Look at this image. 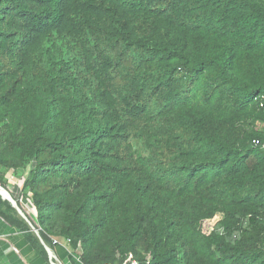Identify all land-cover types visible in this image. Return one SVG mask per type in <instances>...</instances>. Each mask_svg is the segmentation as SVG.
<instances>
[{"label":"trees","instance_id":"1","mask_svg":"<svg viewBox=\"0 0 264 264\" xmlns=\"http://www.w3.org/2000/svg\"><path fill=\"white\" fill-rule=\"evenodd\" d=\"M262 96L264 0H0V186L39 236L0 217L81 264H264Z\"/></svg>","mask_w":264,"mask_h":264},{"label":"crops","instance_id":"2","mask_svg":"<svg viewBox=\"0 0 264 264\" xmlns=\"http://www.w3.org/2000/svg\"><path fill=\"white\" fill-rule=\"evenodd\" d=\"M6 177L8 178V174ZM14 187L18 190L21 185L11 188ZM25 204L30 212V204ZM40 242L48 257H45L39 248L31 245L25 239L24 233L0 217V264H81L67 243L48 246L42 240ZM50 253L53 254V259Z\"/></svg>","mask_w":264,"mask_h":264},{"label":"built area","instance_id":"3","mask_svg":"<svg viewBox=\"0 0 264 264\" xmlns=\"http://www.w3.org/2000/svg\"><path fill=\"white\" fill-rule=\"evenodd\" d=\"M260 107L264 108V96L260 98ZM253 145L255 147L261 148L264 151V141L261 140H254ZM222 214L216 215L212 220H208L204 223L203 227V234L209 236L215 230L216 225L223 220ZM54 244H57V241H53ZM147 260L150 261L151 257H147ZM125 264H139V262L133 257V255H129L127 262Z\"/></svg>","mask_w":264,"mask_h":264},{"label":"water","instance_id":"4","mask_svg":"<svg viewBox=\"0 0 264 264\" xmlns=\"http://www.w3.org/2000/svg\"><path fill=\"white\" fill-rule=\"evenodd\" d=\"M0 196L2 197L3 200L8 201L12 207H14L17 211V213L27 222L29 223V225L31 226L30 222L27 220L26 216L24 215V213L22 212V210L18 207L17 202L13 199V197L11 196V194L6 191L3 187L0 186ZM32 227V226H31ZM32 230L37 234V236H39L38 231H36L33 227ZM50 257L53 259V254L50 253ZM56 264V263H54Z\"/></svg>","mask_w":264,"mask_h":264},{"label":"rangeland","instance_id":"5","mask_svg":"<svg viewBox=\"0 0 264 264\" xmlns=\"http://www.w3.org/2000/svg\"><path fill=\"white\" fill-rule=\"evenodd\" d=\"M8 180H9V182H10V188L12 187V186H16V185H21L22 183H21V181L19 180V179H17V178H14V177H12V173L10 172V173H8ZM219 217H223V216H220L219 215ZM217 226V225H216ZM216 228V227H215Z\"/></svg>","mask_w":264,"mask_h":264}]
</instances>
